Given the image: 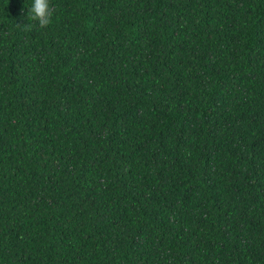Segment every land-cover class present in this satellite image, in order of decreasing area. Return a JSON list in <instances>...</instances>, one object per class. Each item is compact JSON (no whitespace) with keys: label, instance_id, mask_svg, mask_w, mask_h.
<instances>
[{"label":"trees","instance_id":"obj_1","mask_svg":"<svg viewBox=\"0 0 264 264\" xmlns=\"http://www.w3.org/2000/svg\"><path fill=\"white\" fill-rule=\"evenodd\" d=\"M31 4L0 0V264H264V0Z\"/></svg>","mask_w":264,"mask_h":264},{"label":"clouds","instance_id":"obj_2","mask_svg":"<svg viewBox=\"0 0 264 264\" xmlns=\"http://www.w3.org/2000/svg\"><path fill=\"white\" fill-rule=\"evenodd\" d=\"M23 11V10H22ZM55 9L50 5V0H32L28 8L27 20L37 22L41 29L47 28L53 20ZM26 31H30L32 24H22Z\"/></svg>","mask_w":264,"mask_h":264}]
</instances>
